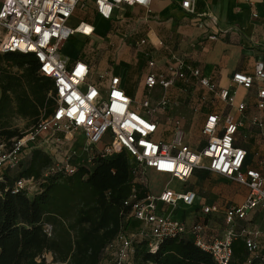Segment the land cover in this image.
Listing matches in <instances>:
<instances>
[{
    "label": "built area",
    "instance_id": "2783aa9c",
    "mask_svg": "<svg viewBox=\"0 0 264 264\" xmlns=\"http://www.w3.org/2000/svg\"><path fill=\"white\" fill-rule=\"evenodd\" d=\"M95 15L110 21L122 6H139L147 11L151 0H90ZM85 0H1L0 3V54H32L37 61V74L52 81L47 98L53 103L52 111L36 125L23 130L19 138L10 145L0 144V181L3 174L13 171L25 155V151L42 149L51 158V165L42 173L47 177L57 172L70 175L79 166L91 170L99 158H108L124 152L130 164L133 183L148 190L146 173L149 170L167 176L158 195L149 192L138 198L133 190L124 205L130 206V217L140 224L133 234L120 233L108 246L113 250V264H133V238L143 237L148 241L149 252L154 253L158 244L167 238L190 237L196 246L210 254L216 264H231L232 244L241 238L249 254L243 264H251L252 257L259 254L264 264V242L261 231L252 222V215L264 210V158L256 168L244 165L247 151L237 145V132L242 122L230 115L207 114L201 134L204 145L191 148L186 142L181 121L165 119L151 107L149 100L133 107V99L121 86V75L102 72L99 81H93L91 65L75 59L73 61L61 49L67 40L79 34L90 37L95 30L92 23L72 19L78 7L84 8ZM185 12H193L195 0H178ZM80 4V5H79ZM72 24H71V23ZM209 39H216L215 35ZM145 40L136 42L137 46ZM155 62L148 60L144 85L149 92L159 87L168 89L175 81L185 83L196 79L207 92L213 94L227 106L234 105L237 88L250 89L257 85L254 107L257 113L250 125L258 130L264 127V62L256 60L251 75L236 72L226 88H219L200 71L191 68L185 61L172 56L166 67L155 69ZM171 105V100L162 95L157 105L162 110ZM245 102L235 106L242 114ZM164 121V122H163ZM169 127L170 140L163 141L164 126ZM159 135L157 136V134ZM207 169L222 175L246 188L240 204L221 207L208 204L190 223L185 218H176L174 210L178 204L192 207L197 193L187 189L186 184L197 170ZM32 178H19L11 190H29ZM222 212L224 229L220 235L207 237L206 218ZM207 223V222H206ZM51 227L44 232L50 235ZM48 256V255H47Z\"/></svg>",
    "mask_w": 264,
    "mask_h": 264
},
{
    "label": "trees",
    "instance_id": "16d2710c",
    "mask_svg": "<svg viewBox=\"0 0 264 264\" xmlns=\"http://www.w3.org/2000/svg\"><path fill=\"white\" fill-rule=\"evenodd\" d=\"M36 71L32 54H0V144L10 145L23 130L36 125L42 113L52 111L47 98L52 81ZM15 120H25L26 128H18ZM50 165L49 155L35 148L15 169L20 174H13L15 170L3 174L0 264H113L115 254L106 253L107 246L132 221L124 201L133 190L138 198L148 192L133 183L126 154L99 158L91 170L79 166L70 175L53 172L42 177ZM19 178H32L37 187L31 194L13 193L11 187ZM47 225L50 235L44 232ZM147 244L143 237L133 238V264H216L190 237L164 239L154 253ZM232 252L231 264H243L249 257L241 238L233 242ZM251 264H260L259 254Z\"/></svg>",
    "mask_w": 264,
    "mask_h": 264
},
{
    "label": "crops",
    "instance_id": "0c3cea01",
    "mask_svg": "<svg viewBox=\"0 0 264 264\" xmlns=\"http://www.w3.org/2000/svg\"><path fill=\"white\" fill-rule=\"evenodd\" d=\"M149 9L147 11L139 6H122L117 11L113 19H121V26L133 36V53L142 49L145 59L142 64L139 60L132 61L128 67L124 70L121 68L119 72L120 64H117L110 72L121 75V86L131 98L135 92L134 86L140 89L141 85L144 87V94L151 95L155 90L160 95L155 100V105L162 95H166L171 100V105L164 109L166 114H160L165 122L170 116L181 120L182 128L187 127L192 117L191 105H195L197 101H199V111H201L199 113L201 127L207 114L210 113L230 115L235 120L241 121L242 126L237 132V145L241 146L239 144L241 136L250 142L251 146L243 147L247 151L246 167L256 168L259 160L264 158V127L260 131L250 125L251 117L257 113L254 107L257 85L254 84L250 89L237 88L234 105L230 107L202 88L196 79H189L186 83L177 80L166 90L156 87L149 92L144 85V76L148 60H153L156 64L155 69L161 70L166 67L172 56H177L191 68L198 69L202 77L209 78L219 88L229 86L233 73L251 75L254 62L256 60L264 62V0H195L191 13L183 11L179 7L178 0H151ZM92 11L94 12L93 9ZM94 16H96L95 12ZM106 22L109 23V21ZM90 23L93 24V22ZM128 24L134 25V31L128 28ZM92 35L90 37L73 35L80 37L73 41L78 46L77 55L74 58L65 53L64 55L68 56L71 61L79 59L91 65L85 55L82 56V52ZM212 35H215L216 39H209ZM71 38L72 36L64 43L62 49ZM140 40H145V43L137 46L136 42ZM239 89L244 90L240 99L237 98ZM240 102L246 104L242 114L235 109ZM133 107L137 105L133 103ZM166 128L165 125L164 129ZM242 133L246 135H241ZM186 142L193 149H199L204 145V140L200 146L193 145L194 140L188 138ZM162 176L167 179V176ZM240 186L237 187L236 192L238 199L242 202L246 195V188ZM192 190L198 195L197 190ZM229 194L231 195L232 191ZM210 204L221 206L217 200L211 201ZM262 213L264 214V210H258L252 215V222L261 234L264 233V221L261 225L259 224V217ZM215 215L211 221L206 220L209 226L205 231L207 237L222 233L221 225L216 223L219 214ZM195 216L196 214L192 215L191 219L194 220ZM185 218L187 220V217ZM137 226L139 227L140 224L138 223Z\"/></svg>",
    "mask_w": 264,
    "mask_h": 264
},
{
    "label": "rangeland",
    "instance_id": "374dc122",
    "mask_svg": "<svg viewBox=\"0 0 264 264\" xmlns=\"http://www.w3.org/2000/svg\"><path fill=\"white\" fill-rule=\"evenodd\" d=\"M1 3V0H0ZM80 5V4H79ZM93 4L90 0H85L84 8L78 7L75 11V16L72 19L73 25H75L79 20H85L87 22H93L95 26V31L92 37L88 40L89 43L85 44L83 47L82 56L85 55V58L91 63L92 71L94 72L92 80L99 81V74L102 72H109L120 64L118 68V72L121 71V68L128 67L129 63L135 60H139L140 64L145 59V55L143 50L139 49L136 53H133L132 49V39L133 36L128 32L124 27L121 26V19H113L110 20L109 23L104 21L103 19L94 16V12L92 11ZM71 23V22H70ZM71 23V24H72ZM129 29L134 31V25L128 24ZM125 38H122V37ZM79 36H72L71 40L66 44V46L62 49L63 54H68L70 57L74 58L77 55L78 46L73 41L79 39ZM140 86V85H139ZM135 87V92L132 96L133 102L135 105L139 106V110L141 112H145L146 109L140 107L143 100L148 99L151 102V107L154 108L159 114H166L167 112L162 110L161 107L155 105V100L158 99L159 94L152 91L151 95H146L143 93V85L140 86V89ZM244 90L239 89L237 93V98L240 99L243 95ZM213 102L212 100H208ZM209 104V102L207 103ZM191 113L192 117L189 120V125L184 128L185 138L189 140H194L192 142L193 145L202 144L204 137L200 134V118H199V101L195 103V105H191ZM203 111V110H202ZM196 118V119H195ZM181 121V120H180ZM14 124H17L18 128H26L25 120H17L14 121ZM169 127L165 129V134L162 136L163 141L170 140V133ZM159 133L157 134V136ZM241 135H246L242 133ZM240 137L239 144L242 147L251 146L250 142L246 139ZM199 142V143H198ZM29 151H25V155L22 157L23 164H25V160L28 156ZM129 163L132 164V161L129 160ZM24 167V165H23ZM21 170L13 171V174H20ZM146 177L148 179V190L153 195H158L162 190L165 182L167 179L162 176L158 175L157 173L153 172L152 170L146 173ZM240 185L229 180L228 178L216 174L214 172H210L207 169H200L197 170L196 173L193 175L191 180L187 182L186 188L187 189H195L198 192V197L192 207L184 206L183 204H178V209L174 210V216L176 218H185L187 217V221H192L191 216L197 215L200 213L201 207L203 205H208L211 201L217 200L221 206L232 205L235 203L241 202V200L237 197V187ZM242 186V185H241ZM240 186V187H241ZM36 184L33 182L28 186L29 190L27 192L29 194L32 193L34 188H36ZM235 187V188H234ZM234 188V189H233ZM243 188V187H242ZM234 190V191H233ZM232 191V194L229 193ZM235 196V197H234ZM234 197V199H233ZM224 206V207H225ZM218 220L216 221L217 225H221V230L224 229V222H223V213H218ZM216 215H208L207 220H212V217ZM186 219V218H185ZM222 220V221H221ZM264 221V214L262 213L259 217V224L261 225ZM223 222V223H222ZM204 223L208 226V223L204 221ZM136 221H129L128 228L125 230L128 234H133L135 229L138 227ZM211 224V223H210ZM209 227V226H208ZM211 229V228H209ZM213 230V228H212ZM264 233L261 234L259 237L260 240H264ZM113 251V250H112ZM106 253H110V250H106ZM113 253V252H112ZM51 257L48 255L47 260L49 261ZM138 262V259H136ZM107 264V263H106Z\"/></svg>",
    "mask_w": 264,
    "mask_h": 264
}]
</instances>
